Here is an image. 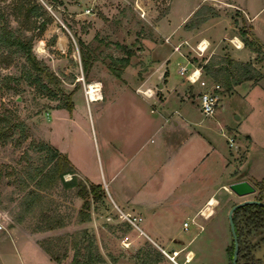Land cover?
<instances>
[{
    "label": "rangeland",
    "instance_id": "1",
    "mask_svg": "<svg viewBox=\"0 0 264 264\" xmlns=\"http://www.w3.org/2000/svg\"><path fill=\"white\" fill-rule=\"evenodd\" d=\"M199 1L0 0V27L29 41L36 58L49 67L57 82L56 85L45 78L40 82L32 81L22 73L25 58L0 48V223L3 225L0 229V264H53L37 244L22 237L38 221L41 208L40 201H35L31 209H26L25 204V193L35 185L28 172L42 166L49 155L46 149L38 146L49 144L60 152L51 143L52 139L75 160L88 164L89 174L103 177L102 140L105 138L106 143H112L111 147L119 146L117 150L125 151L128 157L135 149L136 139L146 129L149 107L140 99L138 105L135 104L134 94H142L135 80L145 78L156 69L157 63L162 62L159 74L168 70L169 77L183 79L178 70L180 65L185 64L188 71L190 69L183 54L196 64L204 63L214 55L232 57L230 49L234 46L229 41L230 30L247 29V19L234 11L231 16L227 0H208L182 20ZM236 1L254 9L264 5V0ZM203 36L212 38L211 46L198 54L194 46ZM180 42L181 52L174 50V45ZM125 58L128 63L123 65ZM158 78L162 80L160 76L156 80ZM89 81H98L101 94H106L104 101L88 99ZM151 84L156 94H163L156 81ZM193 85V94H199V83ZM68 94L73 103L71 109L60 107L67 101ZM113 94H119L115 101L110 99ZM245 94L249 95L244 99L233 97L227 101L233 109V122L239 121L234 119L235 116L242 115L240 131L228 127L225 132L233 135L235 142L234 147L229 145L237 165L231 179L246 173L247 180L256 190L239 196L226 185L218 192L219 203L215 211L218 216L206 228L210 237H204L205 233L202 234L199 226L193 223L189 230L182 229L181 238L185 240L196 232L199 234L189 244L198 253L193 263L230 264L228 247L233 237L229 208L246 198L260 197L264 201V93L254 87ZM194 107L197 119L210 121L196 102ZM221 110L219 116L228 119L229 110ZM213 125L214 128L205 134L217 142L215 153L218 158L228 139L220 126ZM237 139L241 145L236 143ZM145 154L142 156L146 163ZM117 157V152H108L110 160L117 162ZM140 164L139 160L126 158L122 169L135 175V168ZM198 170L196 174L200 175ZM70 176L64 173L62 178L69 180ZM140 180L141 176L135 175L134 185ZM76 190V186L67 187L58 182L51 192L43 194L50 199L52 215L67 222L64 228L32 234L35 242L45 236L62 237L56 245L58 248L55 247L57 253L63 254L62 261H53L69 264L74 248L68 234L86 228L94 235L103 256V261L95 264H175L170 258L173 252L168 249L170 247L161 249L141 235L134 224L120 215L107 194H100L88 204L89 209L93 206L98 213V220L89 226H80L78 218L85 197L77 195ZM125 190L130 194L134 189L127 187ZM144 195L147 199L152 197L146 191ZM212 211L207 205L203 214ZM17 218H21L20 221ZM138 224L147 229L144 222L138 221ZM155 229L161 230L159 226ZM238 229L243 252L250 250L254 264H264V213L258 209L243 212ZM173 246H182V253L185 252L182 243ZM178 256H175L177 262ZM244 262L245 257L241 255L239 263Z\"/></svg>",
    "mask_w": 264,
    "mask_h": 264
},
{
    "label": "crops",
    "instance_id": "2",
    "mask_svg": "<svg viewBox=\"0 0 264 264\" xmlns=\"http://www.w3.org/2000/svg\"><path fill=\"white\" fill-rule=\"evenodd\" d=\"M206 1L208 0H200L196 3L182 20L187 19L192 11H195L197 7L206 3ZM226 3L227 9L231 10L229 14L235 12L238 13L239 17H245L249 24L247 29L264 43V5L254 9L246 3H238L236 0H227ZM229 18L231 17L229 16ZM227 29L230 30V28ZM230 35L231 38L239 37L243 43L241 48L233 45L234 48L230 49L232 58L238 61L252 62L261 75L256 80L241 81L228 91L224 90L223 87L218 89L219 103L217 108L214 114L205 115L206 119L210 117V121L204 122L203 118L197 119L195 116L194 105L196 102L199 107V94H193L194 85L185 78L176 80L169 77L168 70H165L163 74H159L163 66L162 62L157 63L156 69L150 72L148 76L139 81L135 80L141 88H153L151 83H155V81L159 87L161 79L156 80L158 76L163 80V86L159 87L163 94H156L148 98L142 96V94H134L136 105H138V99H140L142 103L149 107V113L146 116V129L136 139L135 149L127 157L125 151L120 152L117 150L120 149L119 146H115L116 148L111 147L112 143H106L105 138L102 140L101 148L105 163L103 177H100L99 174H89L88 164L85 165L84 162L81 163V161L75 160L67 150L58 146L49 137L51 143L61 153L67 154L78 177L86 183L101 184L105 191L103 194H107L109 201L121 213L120 215L126 217L127 220L128 217H136L135 223L140 234L156 243L161 249L170 247L169 250H176L177 256L180 255L178 256L180 259L179 264H200L198 262L193 263L198 253L195 249L189 247L190 242L194 241L199 234L196 232L188 240H185L181 238L183 230H189L191 223H193L199 226L200 230L203 231L202 234L205 233L204 237H210L206 228L212 222V219L218 216L215 212L219 203L218 192L229 185L230 182L249 179L246 173H242L243 175L241 174L240 177L236 175L235 179H231L235 176L234 170L237 165L235 166L234 157L229 150L230 144L223 143L222 150L219 152L220 156L217 158L215 153L217 152V142H214L205 134L207 130L214 128L213 124L222 128L224 131L222 133L226 134L227 139L229 135L225 131L228 130V127H235L236 131H240L242 115L235 116L234 119L239 121L233 122V117H231L233 109L227 102L228 99L233 97L240 100L244 99L249 95L245 93L254 87H259L264 93V61L256 60V53L244 44L239 31L230 30ZM203 37L210 42L211 46L212 38ZM204 76L208 83L217 82L206 74ZM200 87L201 90L204 89L201 85ZM118 95L113 94L110 99L115 101ZM97 99L98 101H104L106 94H100ZM221 109L229 110L230 117L228 119L219 116ZM145 111L147 112V110ZM245 134L250 135L249 133ZM236 141V143L239 142V145L242 144L239 139ZM234 144L235 142L232 144L233 147ZM112 150L114 153H118L117 162H115L116 159L113 161L108 158V152ZM143 153H146L145 156H147L146 163L143 159L144 156H142ZM126 158L131 161L139 160L142 163L135 168V175L141 176V180L137 181L135 185V175L122 169ZM197 169H200L198 170L200 175L196 174ZM143 175H145L144 179ZM186 179H188V182H186ZM109 187L110 190L107 189ZM127 187H132L135 192L133 190L134 193L127 194L125 190ZM145 191L147 195L152 197L147 199L144 195ZM212 198L216 200L213 206L208 203ZM91 200L94 201L93 198ZM207 205H209L210 210H213L211 214H203V210ZM84 210L90 213V217L86 221H80V226L86 227L91 225L90 223L93 221L98 220L96 218L98 213H96L93 206L92 209L86 208ZM219 219L222 220V216H219ZM138 221L144 222L147 229L142 228ZM185 221H187L186 226ZM158 226L161 228L160 231L155 229ZM220 226L223 225L220 223ZM221 230L222 227L220 228V234ZM33 233L39 232H31L27 229L22 237L35 243V245L37 244L38 249L46 254L50 262L58 264L39 246L37 241H34ZM174 243H182L185 252L182 253V246H173ZM190 254L191 258L189 257ZM187 256L189 258L186 259Z\"/></svg>",
    "mask_w": 264,
    "mask_h": 264
},
{
    "label": "trees",
    "instance_id": "3",
    "mask_svg": "<svg viewBox=\"0 0 264 264\" xmlns=\"http://www.w3.org/2000/svg\"><path fill=\"white\" fill-rule=\"evenodd\" d=\"M244 44L256 53V60L264 61V43L261 42L250 30L243 29L240 32ZM4 47L12 55H21L25 58L23 64V75L31 77L32 81L40 82L43 78L48 82H57L54 80V74L41 59L36 58L32 51L29 41H26L20 35H16L12 30L0 27V48ZM130 53L131 51L128 50ZM128 63V58L123 60V65ZM203 71L206 75L217 81L224 90H231L234 85L241 81L252 79L256 80L261 73L257 67L249 61H238L229 56L214 55L202 64ZM90 82V81H89ZM73 106L71 95H67V101L60 104V107L71 109ZM39 149H46L49 153L44 164L36 167L31 172H28V177L35 181V185L27 190L25 193L26 209H31L35 201L41 202V208L38 212V221L34 226L28 229L31 232H41L53 229L64 228L67 222L63 218H58L52 215L50 209V199L43 194L51 192L57 186L58 182H62L67 187L76 186V194L85 197L84 204L80 208L78 222L86 221L90 214L84 210L89 208L90 199H97L104 193L101 184L86 183L83 179L76 175V170L70 162L67 154L60 153L53 146L44 144L43 147L38 146ZM73 173L69 180H63L64 173ZM91 191V194H90ZM92 195V196H91ZM27 197V198H26ZM257 199H261L258 197ZM253 209H258L264 213V206L259 204H246L238 207L233 213V219L236 227V232L239 242V251L237 264H240L241 255L245 257L244 264H254L250 250L243 252L241 233L238 229L239 220L243 212H250ZM54 210V209H53ZM19 221L21 218H17ZM67 231V230H66ZM67 234V233H66ZM69 242L74 248V253L69 264H95L103 261V256L99 251V247L94 239V235L89 234L86 228L72 231ZM62 240L59 236H45L37 240L39 246L50 256L52 260L61 262L63 254L57 253L55 247L58 242ZM246 248V247H245ZM230 254V264H232V255L234 249V240L228 247ZM85 250V252L83 251Z\"/></svg>",
    "mask_w": 264,
    "mask_h": 264
},
{
    "label": "built area",
    "instance_id": "4",
    "mask_svg": "<svg viewBox=\"0 0 264 264\" xmlns=\"http://www.w3.org/2000/svg\"><path fill=\"white\" fill-rule=\"evenodd\" d=\"M230 41L235 47H239V45L234 41V38H230ZM182 45V42L174 45V50L180 51V47ZM210 46V42L202 37L200 38L197 43L194 46V50L198 54H203ZM181 52V51H180ZM183 56L187 59L188 65H190V69L188 71V67L185 64L180 65L179 67V73L184 76L186 80H188L190 83L195 84L199 83L204 89H202L199 92L198 99H199V108L201 112L204 115H212L214 114L217 105L219 103V96L217 93V90L220 89L222 86L218 82L214 83H208L207 79L205 78V73L202 68V64H196L191 62V60L187 57L186 54H183ZM140 92L142 93V96L144 97H152L153 95H156V90L151 87H145V88H139ZM234 142V137L228 136V143L232 145ZM71 177V176H70ZM126 218V217H125ZM136 217H128V220L136 226L135 223ZM185 226L187 225V221L184 222ZM3 228V225L0 223V229ZM167 255L168 252L164 251ZM177 255V251L174 250L171 255V259L175 264H179L175 260V256ZM188 257H186L187 259Z\"/></svg>",
    "mask_w": 264,
    "mask_h": 264
},
{
    "label": "water",
    "instance_id": "5",
    "mask_svg": "<svg viewBox=\"0 0 264 264\" xmlns=\"http://www.w3.org/2000/svg\"><path fill=\"white\" fill-rule=\"evenodd\" d=\"M162 86H163V80H160L159 87L161 88ZM228 189H230L231 191H233L235 194L239 196H243V195H247V194L255 192L256 187L247 179H239V180L230 182L228 185ZM252 203L264 206V201H262L261 199L246 198V199H243L241 201L234 203L228 210V220H229L232 237L234 240L232 264H237L238 251H239V242H238V236H237L236 227H235V223L233 219V213L238 207L246 205V204H252Z\"/></svg>",
    "mask_w": 264,
    "mask_h": 264
},
{
    "label": "bare ground",
    "instance_id": "6",
    "mask_svg": "<svg viewBox=\"0 0 264 264\" xmlns=\"http://www.w3.org/2000/svg\"><path fill=\"white\" fill-rule=\"evenodd\" d=\"M234 41L239 45L240 48L243 47L242 40L239 37H235ZM86 94H87L89 100L90 99L95 100V99L99 98L101 92H100V84L98 83V81H92L87 85ZM212 199L208 202L211 206H213L212 203H214L216 201V200H214V199L212 200ZM189 257L191 258V254L189 255Z\"/></svg>",
    "mask_w": 264,
    "mask_h": 264
}]
</instances>
